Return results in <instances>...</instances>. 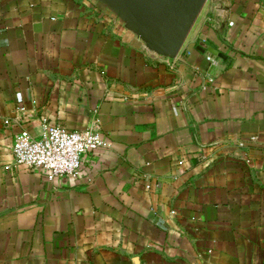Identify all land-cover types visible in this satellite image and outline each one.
Returning a JSON list of instances; mask_svg holds the SVG:
<instances>
[{"label": "crops", "instance_id": "0c3cea01", "mask_svg": "<svg viewBox=\"0 0 264 264\" xmlns=\"http://www.w3.org/2000/svg\"><path fill=\"white\" fill-rule=\"evenodd\" d=\"M45 123L109 147L50 181L13 154ZM0 264H264V0L175 59L98 1L0 0Z\"/></svg>", "mask_w": 264, "mask_h": 264}, {"label": "water", "instance_id": "95a60500", "mask_svg": "<svg viewBox=\"0 0 264 264\" xmlns=\"http://www.w3.org/2000/svg\"><path fill=\"white\" fill-rule=\"evenodd\" d=\"M106 6L139 36L147 49L175 59L197 19L214 0H95Z\"/></svg>", "mask_w": 264, "mask_h": 264}, {"label": "built area", "instance_id": "2783aa9c", "mask_svg": "<svg viewBox=\"0 0 264 264\" xmlns=\"http://www.w3.org/2000/svg\"><path fill=\"white\" fill-rule=\"evenodd\" d=\"M108 147V142L98 132L69 131L45 123L39 137L21 132L15 140L13 154L17 165L41 170L50 181L55 178L77 180L86 154Z\"/></svg>", "mask_w": 264, "mask_h": 264}]
</instances>
